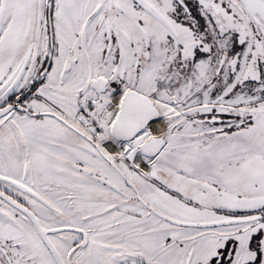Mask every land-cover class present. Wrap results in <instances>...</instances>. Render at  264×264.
Returning <instances> with one entry per match:
<instances>
[{"label": "snow or ice", "instance_id": "1", "mask_svg": "<svg viewBox=\"0 0 264 264\" xmlns=\"http://www.w3.org/2000/svg\"><path fill=\"white\" fill-rule=\"evenodd\" d=\"M0 264H264V0H0Z\"/></svg>", "mask_w": 264, "mask_h": 264}]
</instances>
